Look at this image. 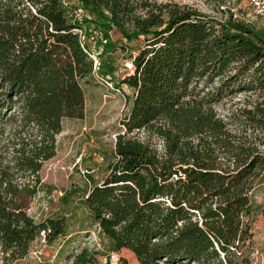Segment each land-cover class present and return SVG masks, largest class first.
<instances>
[{
    "label": "trees",
    "instance_id": "trees-1",
    "mask_svg": "<svg viewBox=\"0 0 264 264\" xmlns=\"http://www.w3.org/2000/svg\"><path fill=\"white\" fill-rule=\"evenodd\" d=\"M68 1L92 15L83 21L89 34L102 33L105 76L114 81L118 70L106 60L119 48L133 62L134 71L121 76L133 90L126 132L149 129L165 143L160 154L117 137L107 174L82 199L100 231L140 264H253L245 217L264 154L240 145L230 164L219 160L214 145L227 140L212 100L234 83L264 87V29L190 8L166 5L165 19L163 8L145 5L139 13L132 0ZM80 25L63 0H0V117L11 111L14 126L13 138L0 140V263L25 258L42 235L48 243L66 235L65 217L39 221L30 208L64 118L86 113L82 81L94 67L75 31ZM116 30L142 45H121L111 35ZM246 114L264 128V101ZM71 264L100 262L83 248Z\"/></svg>",
    "mask_w": 264,
    "mask_h": 264
},
{
    "label": "rangeland",
    "instance_id": "rangeland-1",
    "mask_svg": "<svg viewBox=\"0 0 264 264\" xmlns=\"http://www.w3.org/2000/svg\"><path fill=\"white\" fill-rule=\"evenodd\" d=\"M144 13L145 5L151 8H163L164 18L168 17V7H183L201 11L211 18L225 21L228 17L248 22L251 15L248 0H132ZM256 25L264 29L259 20ZM121 45L128 44L138 49L141 40L128 41L119 31L112 34ZM128 53L119 48L106 60L118 70L112 74L115 89L98 82L90 76L82 81L86 96L84 118H64L63 130L57 136V153L47 160L40 172L44 185L33 200L30 213L37 220L47 217H65L66 235L53 243H48L44 236L36 239L29 254L16 262L0 264H71L73 256L83 248L97 254L100 264H119L126 258L130 264H140L132 251H116L110 240L100 231L89 210L82 204L87 189L94 183L102 182L107 174L109 156L115 150L117 137L122 134L150 144L160 154L165 153L163 138L149 129L126 132L123 119L129 115L133 100V90L122 83L121 70L130 63ZM241 80H250L248 77ZM251 82V81H250ZM216 84L206 88L212 91ZM241 83H234L224 91L216 92L212 107L217 117L225 123L227 146L214 145L219 160L230 164L235 147L243 145L264 154V128L259 127L247 116V110L253 109L264 101V87L240 88ZM205 92L202 93L204 95ZM12 112L0 117V140L7 143L12 139L13 124L9 121ZM208 138V137H206ZM211 140V138H208ZM202 138H195L201 141ZM103 157V158H102ZM91 177V180L88 179ZM250 212L245 222L253 233V264H264V167L258 169L254 188L250 192Z\"/></svg>",
    "mask_w": 264,
    "mask_h": 264
},
{
    "label": "built area",
    "instance_id": "built-area-1",
    "mask_svg": "<svg viewBox=\"0 0 264 264\" xmlns=\"http://www.w3.org/2000/svg\"><path fill=\"white\" fill-rule=\"evenodd\" d=\"M63 3L68 9H70V15L72 19L81 23L80 26L75 28V31L79 35L80 42L84 50L93 61V76L101 84L115 89L114 81L110 80L102 72V47L98 44V40H102V33H98L97 31H95L89 34L87 31L86 24L83 23V21H85L86 19L91 20L92 15L80 5L73 6L72 2L68 0H63ZM248 5L250 7L251 15L253 16L248 19V23H255L254 20H259L264 25V0H248ZM133 71L134 65L132 60L130 59V63L126 64V67L123 72L122 70L120 71V76H124L125 74L131 73Z\"/></svg>",
    "mask_w": 264,
    "mask_h": 264
}]
</instances>
